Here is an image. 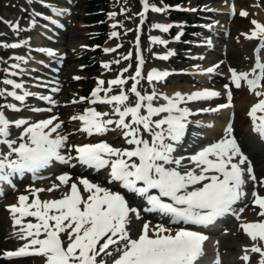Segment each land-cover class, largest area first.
Returning <instances> with one entry per match:
<instances>
[{
	"label": "snow or ice",
	"instance_id": "6c2138e0",
	"mask_svg": "<svg viewBox=\"0 0 264 264\" xmlns=\"http://www.w3.org/2000/svg\"><path fill=\"white\" fill-rule=\"evenodd\" d=\"M142 4V20L150 10L156 13L167 11V7H156L149 4V0H142ZM240 15L247 17L248 13L241 12ZM115 16L116 13L110 14L111 18ZM252 24L254 29L245 36L248 40L260 41L254 67L250 71L230 69L231 84L237 90L247 87L259 98L248 115L254 132L264 138V115L257 116L258 112L264 113V59L260 55L264 52V23L253 20ZM14 27L19 30V25ZM112 27L115 29L117 24ZM170 27L155 24L156 29L165 33ZM119 35L117 31L111 33L114 38H119ZM175 39L179 40L180 36ZM151 40L153 44L167 45V41L158 37ZM4 46L18 48L22 45ZM39 51L50 57L56 56L52 50L42 48ZM104 51L109 53L116 49L106 48ZM171 55L174 53L157 58L167 60ZM131 56L128 53L122 59L127 61ZM15 59L28 63L25 57ZM120 62L113 61L117 65ZM144 63L143 55L138 54L134 75L126 77L124 73L130 69L125 67L116 78L107 82L99 79L90 97L71 101L72 104L85 101L89 104L81 113L71 116V121L80 124L77 132L88 137H103L118 131L124 142L120 147L106 140L71 144L69 135L63 131L65 122L59 116L38 121L27 118L13 120L0 110V145L7 148V151L0 149V186L12 185L14 177H22L26 173L36 177L54 162L72 168L79 165L95 172L107 170L106 185L84 176L73 180L71 174L65 173L57 177L59 184L51 188L29 190L33 197L31 200L30 195L19 196L18 203L10 207V212L14 226L18 228L13 235L23 244L16 250L5 251L4 257H39L43 264H200L205 256V242L209 239L202 229L214 225L226 215H236L239 219L234 206L246 196H251V203L260 209L259 217L264 218V195L257 190L250 194L245 191L249 182L261 187L264 180L258 182L252 163L241 150L231 125L225 128L222 138L195 154L184 157L177 152L191 123L189 117L195 114L184 105L219 97L221 93L204 89L189 95L176 92L169 96L155 87L142 93L138 88L142 80L146 79L149 84L160 83L171 74L153 69L145 76ZM102 66L109 71L112 68L111 63ZM10 67L19 69L20 64ZM215 71V67L206 69L208 74ZM10 75L18 73L12 71ZM3 84L13 90L0 89V96L12 97L21 105L27 97L34 95L25 89L23 83L13 79H4ZM17 90H22L23 94H18ZM227 97L229 103L208 111L218 112L231 107L233 93L230 88ZM39 99L56 103L50 96H40ZM160 100L164 102L159 103ZM99 105L111 106L110 111L98 110ZM3 108L21 111L16 104L0 105V109ZM13 128L19 130L15 139L10 138ZM60 186L68 189L61 198H40L39 193L52 192ZM125 193L142 198V211L158 214L167 226L164 222L152 225L148 221L134 236L130 225L133 218L142 219L141 208L132 206ZM239 227L253 242L251 248L244 249L241 259L250 262L248 253H256L260 256L259 264H264V219L241 223ZM215 264H220L218 258Z\"/></svg>",
	"mask_w": 264,
	"mask_h": 264
},
{
	"label": "rangeland",
	"instance_id": "374dc122",
	"mask_svg": "<svg viewBox=\"0 0 264 264\" xmlns=\"http://www.w3.org/2000/svg\"><path fill=\"white\" fill-rule=\"evenodd\" d=\"M38 1L44 0H0V89H7L8 91H11V86L3 84V80H14V78H17L16 81L18 83H23L25 85V89L30 92L32 88H35L36 86H39L40 89L39 93L34 94V97L37 98L30 97V101H27L24 105L17 104L16 102L13 103L9 96H0V105L16 104L17 107L24 108L19 112H13L7 108L0 110L5 111L6 116L13 120L27 118L31 121H38L41 119H47L51 116H59V118L65 122L66 129L71 130L69 137V142L71 144L98 142L100 140L107 139H87L84 134L77 132V128L80 127V124L79 122L71 121V116L81 113L83 109L89 107V104L86 101L80 103V105H74L67 102L71 99H79L80 97H90L91 92L96 88L97 81L99 79H103L107 82L108 80L116 78V76L119 75L125 67H129L130 69L128 73H124L126 77L129 75H134L138 65V54L143 55V57L147 56L150 58V60H152V57L158 55V52H172L174 55L178 54L180 57L175 62L176 65L179 64V66L183 65L187 66L188 68H190L193 64V61H191V56H206L205 53L202 54L203 48L199 51H195L193 49L194 46L192 45V43L194 44L199 42L197 39L200 38L201 34L196 33L194 27H190V30H188V24L190 23L189 19L191 18L192 22L193 20L195 21V19L197 20L195 17L198 16V13L195 10L198 8L201 10L202 8H206L205 5L203 6V4H199V2L202 3L200 0L175 1L174 4L167 7V9L170 8L176 11L181 10L178 12H181L183 15L178 13L177 17H175L176 22L171 24L176 25L174 28L176 37L178 35L182 36V32L192 34L190 37V42H180V39L168 40L171 41L169 47L165 49L164 47H161L159 44H157V46L160 47H157V49L155 48V50L152 49L150 45L152 41L151 38L158 37L162 40H165L168 36V34L166 35L164 32L156 29L155 24L160 23L171 25V21L166 18L164 12L156 13L152 12L151 10L148 11V15L142 20L140 16V13L143 9L142 0H49L51 3H53L49 4V7L52 9H49L45 6L43 7L38 3ZM149 4L161 8L165 7L164 3L160 2L159 0H149ZM228 6H233L234 10L237 11H235L237 15L233 19V25H230L231 21H229V13L233 11L228 10ZM211 7L217 11L211 18L213 20L212 25L221 28L220 37L216 39L218 42H220L218 43L220 47L217 48L218 54H213V58H206L205 61L200 64V67L202 69L204 68L203 70H206L208 66L212 64V61L219 58V62H216H218L222 68L218 72L215 71L214 73L209 74L208 77H204V79L199 78V76L196 74L191 76L188 75V77H181L184 80L182 84L178 82L180 80L178 77H172L170 79L171 82L169 85H165V83L162 82L157 84H149L148 81L144 79L140 84L144 92H150L152 88L155 87L159 92L169 96H172L175 92H180L183 93V95H186L188 93L206 89L208 87L206 83L210 79L212 83L214 82L213 85L216 84V86L224 89L225 85L228 86L231 82L230 69L234 68L237 71H250L252 67H254L253 65L248 67H245L247 65H243L246 64L249 59H252L251 51L254 49H252V40L246 39L245 35L242 34H247L248 30L250 31L253 29V20L259 22V19L264 18V0H213ZM92 10L99 11L96 16H99V19L105 18V25L108 27V39L106 46L102 47L101 54H98V52H94L93 50V36H95V34L97 35V33L99 34L102 27L99 24L92 22V18L95 17L94 14L90 13ZM223 10L228 11L224 12ZM57 12L64 14L57 15ZM241 12H247V17L241 16ZM111 13H116V16L111 18ZM200 16L204 15H199V17ZM114 21L119 26L115 29L112 27ZM200 22L201 21L199 19L198 24L208 26L205 22ZM16 25H19L18 31L14 27ZM120 25L123 26L121 27ZM226 30H228V33L224 34V31ZM113 31L120 33L119 38H114L111 36ZM58 36H60L62 39L58 38ZM140 36H142V38H140ZM48 37L54 40L63 41V44L56 45L52 42H49L50 40ZM221 38L224 39L222 40ZM137 39L139 40L138 47ZM16 42L22 46L24 45V48L16 50L12 49L10 51L9 49H11V47L4 46L11 45ZM106 47H113L116 49V51L108 53L107 55L104 51ZM176 47L179 49L177 50ZM186 47H189V49ZM30 48L37 49L38 51L42 48L46 50H52L56 53V56L50 57L46 54V52L41 51L31 52ZM66 50L69 52L66 53ZM58 52H62V54H59L60 57L57 56ZM128 53L132 54L131 59L127 61L123 60L122 57ZM262 53L263 54H261V57H264V52ZM70 55H73L72 60H68ZM217 55L219 57H216ZM13 56L25 57L28 59V63L25 64L21 61H18L13 58ZM30 57L32 58V63L35 65L29 61ZM37 58L42 59V61H38ZM52 60L60 62L62 65H66L67 69L66 71L62 72L59 66H53L54 69L59 70V74L54 76V78H46L44 74H47L48 72L46 73V68H44V66L47 67V65L51 64L50 62ZM115 60H120V64L117 65L113 63ZM16 63L20 64V68L15 70L11 69L10 66ZM104 63H111L112 68L110 71L103 68L102 65ZM150 64L152 63H146V61L144 63L143 73L145 76L148 73L146 67ZM161 67L166 68V62L162 63ZM188 68L186 69V72H189ZM180 70L181 69L178 68V71ZM12 71L17 72L20 77L18 78V75H10V72ZM26 75H29L30 77H27ZM72 77L74 79L70 80ZM75 77H80V79L77 80ZM41 78L46 82L47 80H50L51 83L47 82L46 84H43L40 81ZM220 78H223V80ZM67 80L70 81L65 83L66 85L63 84V82ZM129 83L131 84L132 81L130 80ZM48 87L49 89H44ZM105 87H107V83L105 84ZM53 89H59V91H53ZM234 93H236V97L238 99L246 95L254 96L245 88L239 90L236 89ZM20 94L23 93L20 92ZM101 95H103V93H101ZM40 96H50L56 103L51 104L44 100H40ZM163 102V100L159 101V103ZM242 107V103L240 104L238 101L237 105H234L233 108H228L232 112L239 110L238 123L236 126L238 125V133L241 135L242 142L247 145L250 153L254 152L256 155L264 153V141L262 144L257 143L256 137L253 138V136L250 135V133L253 134V132L241 125V119L244 116L248 117L247 109L244 111L242 110ZM37 108L41 109V111H32V109ZM110 108L111 106L109 105L97 106V109L100 111H110ZM49 109H51V111H49ZM207 121L214 126H217L220 119L217 116L209 117L207 118ZM234 121L235 118L232 122ZM220 127L221 126H219V128ZM217 130L218 129L215 128H206L201 132L205 136L207 134L215 135ZM12 131V136L10 138L15 139L19 134V130L13 128ZM106 135H109L113 140L117 138L119 132H109ZM207 145L208 143L206 146ZM2 149L5 151L3 147ZM255 162L258 168L262 169L263 165L260 166L258 163L262 164L263 161L256 159ZM59 168L61 169V167ZM79 169L83 170L81 166ZM49 181L50 177H40L34 178L25 184L28 186L32 184L34 189H45V184L48 186L50 185L48 184ZM4 187L5 188L3 192L5 190L9 191L11 189L8 184H5ZM64 189L65 192L68 190L65 187ZM14 193H16L15 190L14 192H10L5 196H2L1 194L0 238L5 242H7L9 234L13 232L10 221L12 215L10 214L9 210L6 209L9 204H17L19 196L22 195L19 194L15 200L9 201L12 196L16 195ZM255 214L256 212L253 211L250 215L254 216ZM132 222H136V219L133 218ZM130 229L134 236L137 235L133 227H130ZM231 238L232 245H235L237 249H244L246 246L244 244L245 240L240 239L236 231H233ZM217 251L219 253H223V255L226 256L225 261L229 262L230 264H234V260L238 258L235 251L230 252L228 248H221L220 245L218 246ZM13 261L15 262L16 260H11L9 262L11 263ZM244 264L253 263L251 261H244Z\"/></svg>",
	"mask_w": 264,
	"mask_h": 264
},
{
	"label": "bare ground",
	"instance_id": "6f19581e",
	"mask_svg": "<svg viewBox=\"0 0 264 264\" xmlns=\"http://www.w3.org/2000/svg\"><path fill=\"white\" fill-rule=\"evenodd\" d=\"M230 7L231 6H228L227 7V9H230ZM205 11H209V10H205ZM224 12H227L228 10H223ZM263 11H264V9H263ZM259 23H264V18H261V19H259ZM212 27V26H211ZM211 27H209V28H211ZM214 29V28H213ZM213 29H211V30H213ZM253 29H254V26H253ZM252 29V30H253ZM211 30H208L207 29V32L208 33H212L211 32ZM252 30H250L249 32H251ZM247 32V31H246ZM248 32V33H249ZM246 37V36H245ZM259 40H257V39H253V41H252V43H253V45H255V44H257V42H258ZM200 45L202 46V45H204V46H211L207 41H202V44L200 43ZM71 57V56H70ZM170 59V58H169ZM153 62H149V63H152L151 65H149V67H148V69L150 70V71H152L153 69H157V70H161L160 69V67H159V63H161V59H158L157 57H153ZM197 61H203V60H197ZM212 65H214V64H212ZM215 67V66H214ZM216 68V67H215ZM172 69H170L169 70V72L171 71ZM200 70V67H196V66H194L193 67V65H192V69H190L189 71H191V72H196V71H199ZM204 77H206V76H199V78H201V79H204ZM184 80L183 79H181L180 81H179V83L181 84V82H183ZM207 88L206 89H208V90H215V91H219L220 93H221V95L219 96V97H215V98H211L210 100L213 102V104L216 106L217 104H225L226 103V101H227V98L224 96V94H223V90H221V89H219L216 85L215 86H213L210 82H209V84H207ZM247 88V87H246ZM247 91L249 92V90L247 89ZM176 93V92H175ZM175 93L173 94V95H175ZM194 93V92H193ZM251 93V92H250ZM181 94H183V93H181ZM189 94H192V93H188V94H186V95H189ZM251 94H253V93H251ZM254 95V94H253ZM247 96V97H246ZM246 96H242L240 99H238V98H234V96H233V100L235 101H239L240 102V104L242 103V105H243V107H242V110H244L245 111V109H247V111H250L251 110V108L256 104V103H258V98H256V96L254 95V96H248V95H246ZM189 103H195V107L191 110L193 113H195L194 115H192V117H198L199 119H205V116L206 115H208V114H211V115H214L215 117H216V114H217V112H211V111H208V109H205L204 108V106H202V105H200V104H198L199 103V101H193V102H189ZM246 104V105H245ZM185 106V105H184ZM201 110H204V111H201ZM258 114L259 115H264V113H259L258 112ZM220 117H221V120H222V122L224 123V125L222 124V127L224 128L226 125H228V115H229V112L228 111H222L221 113H220ZM241 125H244V124H246L248 121H247V119L246 118H242L241 119ZM249 121L250 122H252V120H251V117L249 118ZM203 124H204V126H209L210 125V123H208L206 120H203ZM66 129V128H65ZM64 129V134L65 135H69V137H70V134H71V130H69V129H66L65 130ZM221 130H219L218 132H217V136L213 139V138H211L210 139V141H211V143H213V142H216L218 139H220V138H222V135H223V132H220ZM245 149V151L246 152H249L250 150L247 148V147H245L244 148ZM74 154V153H73ZM248 157H249V159L250 160H256V159H260L261 161H263L262 162V164L261 163H258V165H263V167H262V169L261 170H259V172H258V177H259V179H261V180H264V153H260L259 155H256V154H254V153H252V154H248ZM78 166V165H77ZM59 174V173H58ZM68 174H71L72 175V177H73V180H75L76 179V176L77 177H80V174H82V176H84V177H87V178H89L90 180H92L93 182H95V183H100V184H102V185H106V180L107 179H103L102 177H101V172H96V173H93V172H90V171H88V170H85V171H83V172H81L77 167L76 168H69V170H68ZM60 175V174H59ZM59 175H54V174H52V177H51V182L49 183L51 186L49 187L47 184H45V186H46V189H48V188H51L53 185H55V184H59V181H58V179H57V177L59 176ZM71 183V182H70ZM64 187V186H63ZM62 186L61 187H59V189H57V190H54V191H52V192H47V191H45V192H42V200H47V199H59V198H61L62 197V195L65 193L64 191H62V188H63ZM3 188H5V187H3ZM254 188H256V189H258V191H259V193L261 194V195H264V186H261V187H254ZM21 191L22 192H28L29 191V189H21ZM123 191V190H122ZM2 192V188H1V186H0V193ZM29 195H30V193H29ZM125 195H126V197L127 198H129L130 199V203L133 205V206H139V204H138V202L136 201V200H134L133 198H131V195L129 194V193H125ZM33 197L30 195V200L32 199ZM251 203V202H250ZM248 204V207L250 208L251 207V204ZM255 206V205H254ZM145 215V217H144V219L143 220H141V221H139L138 222V226H133L132 225V227H134L135 228V231L139 234V232H140V230H141V228H142V226H143V224L145 223V222H148V221H145V219H148V216L149 215H147V214H144ZM256 217V218H255ZM28 219H31V218H28ZM158 219H161V218H158ZM261 219H264V218H261V217H259V215L258 216H254V217H250V211L249 210H247V213L246 214H244V216L241 218V222H244V223H246V222H257V221H259V220H261ZM155 221H157V220H151V224L152 225H155L156 223H155ZM238 222V224L237 225H234L233 223L232 224H230L228 227H227V229H233L234 227H238L239 226V220L237 221ZM138 227V228H137ZM242 229H238V233L241 231ZM11 235V234H10ZM242 235V234H241ZM246 237L247 238H249L247 235H246ZM11 238V237H10ZM220 238V237H219ZM218 238V239H219ZM217 239V241L221 244V245H223L224 247L225 246H229L230 247V249L232 250V252H234L235 251V247L234 246H232V245H230L231 244V242H232V238H231V235L230 234H226V236H222L219 240ZM250 239V238H249ZM250 241H251V239H250ZM252 242V241H251ZM206 244H212L213 242H211V243H208L207 241L205 242ZM253 243V242H252ZM20 245H22V243L20 244L19 243V241L18 240H16L15 239V237H12L9 241H8V243L7 242H5V241H2V239L0 238V252L1 251H3V250H8V251H12V250H16ZM241 254H244V253H241ZM251 255H254V259H256V257L257 256H259V254H256V253H251ZM243 256V255H242ZM15 262H9V259L8 258H6V257H4V256H0V264H12V263H14V264H43V260L41 259V258H39V257H26V258H15ZM234 264H242V261L241 260H237V261H235L234 262Z\"/></svg>",
	"mask_w": 264,
	"mask_h": 264
}]
</instances>
